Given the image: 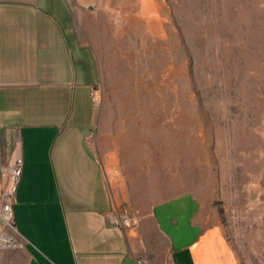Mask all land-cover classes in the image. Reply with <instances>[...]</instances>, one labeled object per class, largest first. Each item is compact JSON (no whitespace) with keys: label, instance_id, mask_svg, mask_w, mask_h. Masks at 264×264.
<instances>
[{"label":"crops","instance_id":"crops-1","mask_svg":"<svg viewBox=\"0 0 264 264\" xmlns=\"http://www.w3.org/2000/svg\"><path fill=\"white\" fill-rule=\"evenodd\" d=\"M99 1L0 0V209L23 160L6 230L16 246L0 264H238L194 194L140 205L136 161L104 141L100 64L79 18ZM135 3L157 18V0Z\"/></svg>","mask_w":264,"mask_h":264},{"label":"rangeland","instance_id":"rangeland-1","mask_svg":"<svg viewBox=\"0 0 264 264\" xmlns=\"http://www.w3.org/2000/svg\"><path fill=\"white\" fill-rule=\"evenodd\" d=\"M100 0L80 31L101 70L103 139L142 206L194 194L238 264H264V0Z\"/></svg>","mask_w":264,"mask_h":264},{"label":"built area","instance_id":"built-area-1","mask_svg":"<svg viewBox=\"0 0 264 264\" xmlns=\"http://www.w3.org/2000/svg\"><path fill=\"white\" fill-rule=\"evenodd\" d=\"M23 160L16 156L9 166V181L2 194V206L0 209V250L16 246L15 241L7 234V229L13 226L14 213L12 202L15 197L18 184L22 176ZM131 223L129 216L116 218L113 221L115 226H128ZM139 264H148L146 261H139Z\"/></svg>","mask_w":264,"mask_h":264}]
</instances>
